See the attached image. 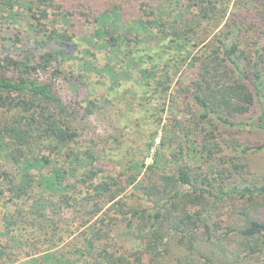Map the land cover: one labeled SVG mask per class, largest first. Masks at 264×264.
I'll use <instances>...</instances> for the list:
<instances>
[{
    "label": "trees",
    "instance_id": "obj_1",
    "mask_svg": "<svg viewBox=\"0 0 264 264\" xmlns=\"http://www.w3.org/2000/svg\"><path fill=\"white\" fill-rule=\"evenodd\" d=\"M85 4L0 0L1 26L24 24L21 30L26 26L29 32L26 40L16 31L9 38L12 45L0 43V156L5 162L0 196L31 200L15 214L5 213L0 235L19 246L16 230L45 235L49 229L51 239L64 232L61 221L49 220L47 203L36 198L40 189L80 215L81 243L72 248L74 257L64 259L46 239L50 248L26 256V264H167L172 257L176 264L264 262V173L251 172L252 139L226 130L243 119L246 126L261 129L264 138V0H150L133 17L126 16L124 3L103 11H87ZM50 16L95 24L82 40L91 50H103L120 70L132 67L136 77L128 70L126 76L141 90V99L149 90L168 94L175 78L176 92L185 95L189 109L162 127L150 164L120 159V175L102 178L105 150L97 151L94 142L80 149L97 101L81 108L59 94L60 65L75 37L55 28L47 32ZM81 52L90 55L89 49ZM186 71L193 75L183 87L179 79ZM126 92L137 96V91ZM170 102L169 109L177 113ZM166 108L163 103L159 110ZM178 140L184 145L175 147ZM257 144L254 152L264 150V141ZM79 169L88 171L77 175ZM143 169L147 185L139 179ZM132 185L150 207L121 200L122 190ZM225 203L236 212L226 227L214 219ZM93 219L97 222L91 224ZM124 224L143 236L142 247L128 251L113 240L107 243L109 232Z\"/></svg>",
    "mask_w": 264,
    "mask_h": 264
},
{
    "label": "rangeland",
    "instance_id": "obj_2",
    "mask_svg": "<svg viewBox=\"0 0 264 264\" xmlns=\"http://www.w3.org/2000/svg\"><path fill=\"white\" fill-rule=\"evenodd\" d=\"M76 0H69V3L75 2ZM150 0H86L87 11H103L109 8L113 4L124 3L127 4L125 8L126 16H137L136 10L141 3H148ZM0 43H5L7 46L12 45L13 38L12 32H20L23 40L29 36L27 35L28 30H21L23 25L17 27L13 24H5L0 19ZM95 24H89L83 20H79L77 17L74 18H63L60 20H53L50 16V22L47 24V32L53 28L59 32H67V34L73 35L75 39L70 42V48L66 47L67 60L61 63V75L57 79V90L59 94L67 100H75L77 105L81 108L87 105L89 101H97V109L94 115L86 123L85 131L81 138L83 141L79 142V147L82 151L86 149V145L92 146L94 143L97 144V151L105 150V165H101L102 178L107 177L108 173H111L115 177L119 176L122 167L120 159L126 163L127 159L131 157L134 161L140 163L150 164L153 159V155L160 146V142L163 136L162 127L164 125H170L175 115L178 118L184 117L182 110L189 109L188 101L185 95H178L177 86L175 85V78L169 85L168 94L161 93L154 94L153 90H149L148 98L141 96V90H137L132 87L135 83L133 80H128L126 71L130 72L131 78L136 77V72L132 67H125L123 70L117 66L116 61L108 62L106 53L102 50H91L89 46L82 40L84 36H89L93 31ZM46 32V33H47ZM31 34V33H30ZM48 34V33H47ZM264 44V38L262 42ZM84 49L90 50V55H83L81 51ZM196 50H193L190 57ZM71 57V58H70ZM105 65L113 67L114 72L105 69ZM185 73L179 80L180 85L186 87L189 79L192 77L190 71ZM115 82V84H113ZM115 86V88H114ZM137 91L135 99L131 98L132 95L126 91ZM134 93V92H133ZM177 97V100L172 103V98ZM168 99V100H167ZM139 100H142L143 104H139ZM151 101V102H149ZM171 101V102H170ZM169 102L172 106L176 107L173 112L169 109ZM163 103L166 105L165 111H160V107H163ZM191 110H194L192 103H190ZM260 111L258 108L254 110L253 117L257 119ZM187 118V115L185 116ZM247 122V121H246ZM160 123V124H159ZM228 132L234 133L235 135H245L252 139L253 144L258 145L259 141H264L263 132L261 129L255 126H246V123L239 121L233 127L226 129ZM156 133V136L152 139V135ZM197 141V138H192ZM187 141V140H186ZM87 144H86V143ZM94 142V143H92ZM183 140L175 142V147ZM190 142H192L190 140ZM86 144V145H85ZM149 145H152L149 147ZM254 145H250L252 149L248 151L250 154L249 160L252 165L251 172L255 175L264 173V150H258L254 152ZM163 152L169 155L168 148ZM103 161V160H102ZM0 156V165L4 164ZM9 171L15 172L13 167L7 166ZM51 168L47 167L46 172L50 171ZM88 169L77 170V175L85 173ZM210 179L215 178V175L210 176ZM101 179V178H100ZM143 185H147L146 175H144V169L139 176ZM125 185V182H124ZM121 200L128 202L129 204L135 203V207H150L144 198L141 191H137L134 185L127 186L122 190ZM36 198H42V201L48 205L47 215L49 220L61 221V234H57L56 237L51 239V231L46 229L47 234L43 232H31L30 228L25 230H16L13 234L18 236L19 243L22 245H14L11 239H7L5 236L0 235V248L4 251L0 259V263L9 262L8 264H26V256L36 254L38 251L45 250L49 247V243L46 239L52 240L54 245L51 247L55 254L59 257L62 256L64 259L74 257L73 247L80 245V236L78 235L83 230L80 228L81 219L79 214L73 213L72 210L66 209L60 202L58 197H51L46 193H42L40 189H35ZM4 203L6 205H4ZM31 200L27 197L13 198L8 200L6 194L0 196V232L4 231L3 217L5 213L15 214V212L21 211V208H26L30 205ZM236 214L233 211L230 203H225L220 206V213L214 216L216 220L218 218L221 224L226 227L232 223V217ZM96 221L93 219L91 222ZM97 222V221H96ZM67 224L69 226H67ZM78 235V236H77ZM77 236V237H76ZM142 235H139L132 228H128L126 224L117 229L116 231L109 232V241L107 243L115 242L117 247L123 246L128 251H135L142 247ZM82 238H84L82 236ZM113 240V241H112ZM51 242V241H50ZM79 242V243H78ZM38 257V255L36 256ZM142 259L147 262L148 256L141 253ZM243 258V256H242ZM176 258L172 257L170 263L176 264ZM244 264H264L262 261L257 260H246Z\"/></svg>",
    "mask_w": 264,
    "mask_h": 264
}]
</instances>
